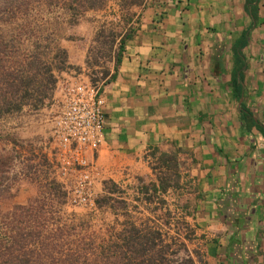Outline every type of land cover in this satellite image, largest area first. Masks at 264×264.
<instances>
[{
  "label": "crops",
  "instance_id": "0c3cea01",
  "mask_svg": "<svg viewBox=\"0 0 264 264\" xmlns=\"http://www.w3.org/2000/svg\"><path fill=\"white\" fill-rule=\"evenodd\" d=\"M144 1L129 11L138 25L123 44L114 79L103 84L106 145L99 148L97 163L102 173L154 174L155 182L151 160L174 162L178 183L189 180L192 216L173 205L197 224L201 236H214L206 244L211 264H229L232 255L235 264H264V137L238 110L242 103L264 126L255 106L263 97L249 91L247 65L244 96L237 100L230 86L237 62L231 48L241 33L229 44L226 62L204 34L208 9L218 15L221 0L208 9L197 0L183 10L182 2ZM238 1L226 8L247 15L243 31L251 19L246 0ZM175 191L167 188V205Z\"/></svg>",
  "mask_w": 264,
  "mask_h": 264
},
{
  "label": "rangeland",
  "instance_id": "374dc122",
  "mask_svg": "<svg viewBox=\"0 0 264 264\" xmlns=\"http://www.w3.org/2000/svg\"><path fill=\"white\" fill-rule=\"evenodd\" d=\"M172 1L182 2L181 10L186 9L187 5L193 6L198 2L197 0ZM238 2V0L218 1L219 7H223L221 12L219 9L218 15L208 9L210 6L208 4H214L215 0L200 2L201 9H208L209 20L204 34H209L207 40L214 42L218 50L217 54L220 51L218 57L221 56L226 62L229 44L242 32L245 23L243 21L245 19L247 21V15L242 9L241 13L235 14L234 12L238 11L237 7L226 8L230 3L238 6ZM257 3L258 20L255 27L250 30L243 55L247 65L245 75L249 91H256L257 96L263 97L256 99L255 106H257L256 114L260 111L264 122V79H259L264 77L260 76L264 74V0H257ZM136 7L137 5H130L124 0H108L103 8L80 12L72 18L55 5L33 3L27 13L17 15L9 22L0 23V36L9 46L8 67L16 69L28 82V86L20 88L19 92L21 95L24 92L29 95L28 99L22 102L20 109L0 114V150L11 149L14 156L10 173V177H13L11 194L0 199L2 213H7L15 204H25L30 198L42 192L43 187L48 190L44 176L58 184L50 165L42 166L40 160L33 156L41 155L40 143L48 132V123L45 121L46 111L43 108L52 99L58 82L90 79L93 83L105 84L110 81L108 79L115 68L122 30L133 16L129 11ZM222 58L218 61L220 67L223 65ZM234 64L237 65V62ZM105 145L104 143L102 147ZM151 162L156 177H163L167 185L176 190L167 197L169 202L172 200L168 205L170 215L164 214V210L154 209L158 205L156 199L153 202L136 200L140 196L137 191L138 185L143 182L149 184L154 180V174L144 177L126 170L121 175L120 173L112 175L103 170L104 179L102 178V183H97L95 186L94 208L73 207L64 199L63 212L67 216L73 214L89 219L91 229L97 232L110 230L114 226L119 229L115 219L124 221L127 218L121 214L123 210L117 208L114 200L123 199L130 209V214L138 221L158 225L167 233L170 241L174 239L176 246H172V249H178L177 243L183 241L188 249L187 253L193 257L195 253H200L204 263L211 264L208 258L213 253H210L211 249L208 250L209 246L207 248L206 244L213 241L214 236H206V238L201 236L205 234L197 231V224L189 217H184L173 205V203L177 204L180 209L179 203H182L187 206V211L192 212L194 199L190 198L191 195H187L191 189L189 180L186 184L183 181L176 186L173 170L169 166L166 164L163 166L157 160ZM29 166L36 168L35 173L29 169ZM112 178L123 179L124 182H119L111 190ZM53 187L54 185H51V188ZM105 196L112 200H108L104 207H97V200ZM56 198L61 199L58 196ZM137 203L138 212H135L132 207ZM184 234L189 238L180 237ZM175 253L185 256L182 250ZM232 258L233 255L227 263L235 264V259Z\"/></svg>",
  "mask_w": 264,
  "mask_h": 264
},
{
  "label": "trees",
  "instance_id": "16d2710c",
  "mask_svg": "<svg viewBox=\"0 0 264 264\" xmlns=\"http://www.w3.org/2000/svg\"><path fill=\"white\" fill-rule=\"evenodd\" d=\"M107 1L0 0V23L9 22L17 15L27 13L33 3L55 5L75 18L80 12L103 8ZM143 1L124 0L130 5H141ZM245 8L251 23L235 39L232 47L237 65L231 71L230 86L237 100L244 96L246 91L243 85L246 63L242 49L247 44L250 30L258 20L257 0H246ZM131 33L132 30L120 37L115 66L120 62L123 44L131 37ZM7 48L8 44L0 36V114L20 109L22 102L29 97L27 92L23 95L19 92L20 88L28 86V82L16 69L8 67L7 58L10 54ZM114 77L113 73L108 80ZM238 110L241 119L248 122V125L253 124L264 137V126L252 116L250 109L240 103ZM33 156L40 160L42 166L48 164L42 154ZM13 158L11 149L0 150V199L11 194L13 177H10V173ZM158 161L173 170L174 183L178 186L180 176L176 164H167L166 158L162 157ZM29 169L35 173V167L29 166ZM43 178L49 187L48 190L43 187L45 191L30 198L25 204H15L7 213L0 211V264H205L200 253H195V257L187 253L188 249L183 241L177 243L178 249H172V246H176L174 239L170 241V237L158 225L138 221L130 214V209L123 199L114 200L117 208L123 210L121 214L127 218L124 221L115 219L119 229L114 226L105 231L92 230L89 219L73 214L65 215L62 205L65 193L60 184L48 180L45 176ZM156 181L149 184L140 183L137 187L140 196L136 200L153 202L156 199L158 205L154 209L164 210V214L170 215L168 202L164 197L170 185H167L163 177H156ZM51 185L54 187L51 188ZM110 186L112 190L116 184L111 182ZM57 196L61 199L57 200ZM108 200L112 198L105 196L97 200V207H104ZM137 207L138 203L132 207L133 211L138 212ZM186 207L180 204L181 212L192 216V212L187 211ZM180 237L189 238L185 234ZM180 250L185 256L175 253Z\"/></svg>",
  "mask_w": 264,
  "mask_h": 264
},
{
  "label": "built area",
  "instance_id": "2783aa9c",
  "mask_svg": "<svg viewBox=\"0 0 264 264\" xmlns=\"http://www.w3.org/2000/svg\"><path fill=\"white\" fill-rule=\"evenodd\" d=\"M137 25V16H132L121 36ZM102 88L103 83L90 79L58 82L43 108L48 132L40 143L41 154L64 191L66 203L73 207L94 208L95 186L102 183L96 156L106 138Z\"/></svg>",
  "mask_w": 264,
  "mask_h": 264
}]
</instances>
